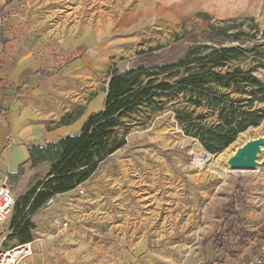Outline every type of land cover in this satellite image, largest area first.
Segmentation results:
<instances>
[{
    "label": "rangeland",
    "instance_id": "rangeland-1",
    "mask_svg": "<svg viewBox=\"0 0 264 264\" xmlns=\"http://www.w3.org/2000/svg\"><path fill=\"white\" fill-rule=\"evenodd\" d=\"M21 1L26 5L24 19L31 12L46 21V36L36 47L41 80L24 86V107L50 115L62 110L65 120L87 119L94 100L102 99L103 106L114 69L132 67L142 51L161 47L155 52H162L177 37L247 48L256 34L264 48V0ZM24 24L12 26L30 28ZM210 24H238L248 34L245 45L208 39ZM20 38L14 36L7 44ZM185 51L182 46L175 53ZM237 65H258L254 73L264 80V55L250 51L232 64ZM180 77L169 78L175 83L173 91L156 93L126 118L131 126L128 144L102 162L86 182L56 194L53 204L29 211L32 190L45 180L32 164L8 175L17 199L12 224L23 216V222L33 223L31 240L43 238L26 264H209L216 257L213 243L223 221L222 207L234 195L242 204L243 225L249 230L264 226V145L255 169L228 165L239 147L264 136V119L211 153L186 129L193 121L219 123L218 110L208 106L203 94L178 85ZM225 91L233 98L241 96L234 89ZM63 214L72 224L67 232L54 227ZM23 234L17 235L18 242H23ZM263 246L262 236L250 237L230 264H252Z\"/></svg>",
    "mask_w": 264,
    "mask_h": 264
},
{
    "label": "trees",
    "instance_id": "trees-1",
    "mask_svg": "<svg viewBox=\"0 0 264 264\" xmlns=\"http://www.w3.org/2000/svg\"><path fill=\"white\" fill-rule=\"evenodd\" d=\"M232 30H236L232 32ZM208 39L224 41L237 40L243 46L246 32L238 24L212 25L207 28ZM197 39V38H195ZM252 46H228L206 43L189 37L186 42L179 37L162 52L161 49L142 51L138 61L124 70L114 69L103 107L92 112L81 130L45 143L28 145L30 163L36 166L50 162L51 167L45 180L32 190L28 200V209L36 212L48 199L56 194L69 192L86 182L109 156L128 144L131 126L126 120L138 106L151 99L156 93L171 92L175 83L171 77L181 75L178 85L197 94H203L209 107L218 110L219 123L204 124L193 121L187 132L197 137L211 153H216L230 145L237 135L249 126H256L264 119V80L254 71L258 65L244 69L241 65L232 66L247 57L253 51L264 55V48L259 46L256 34H252ZM186 46V51L177 55L179 47ZM234 89L240 98H233L232 93L223 90ZM256 103L262 104L256 106ZM202 105L201 101L196 102ZM61 123H71L75 119ZM241 201L237 196L222 207L223 221L215 232L213 249L216 257L209 264L235 263L250 237L260 235L264 238V226L249 230L243 225ZM23 216L12 224L15 236L24 233L23 242L31 241L30 221ZM23 224L22 230L18 228ZM264 264V259H263Z\"/></svg>",
    "mask_w": 264,
    "mask_h": 264
},
{
    "label": "crops",
    "instance_id": "crops-1",
    "mask_svg": "<svg viewBox=\"0 0 264 264\" xmlns=\"http://www.w3.org/2000/svg\"><path fill=\"white\" fill-rule=\"evenodd\" d=\"M21 0H0V105L3 110V120L0 122V183L8 179L9 174L18 172L21 166L30 165L31 143L52 141L59 136L76 133L81 130L83 120L75 119L71 123H55L60 121L65 111L48 114L40 108L24 107L22 90L24 86H35L40 83V63L36 58V47L46 36L42 30L45 19L29 12L23 18L20 10ZM20 12L24 20L16 15ZM24 21L30 28L21 30L13 28L16 22ZM39 27V28H38ZM41 34L38 37L37 34ZM14 36L21 38L10 43ZM12 42V41H11ZM46 84V83H44ZM98 106L93 108V105ZM102 99L91 103L88 116L102 108ZM51 167L50 162H43L33 166L34 171H41L47 175ZM71 192V191H70ZM11 221V219H10ZM0 224V233L12 229V221ZM8 240L17 243L18 236H8Z\"/></svg>",
    "mask_w": 264,
    "mask_h": 264
},
{
    "label": "built area",
    "instance_id": "built-area-1",
    "mask_svg": "<svg viewBox=\"0 0 264 264\" xmlns=\"http://www.w3.org/2000/svg\"><path fill=\"white\" fill-rule=\"evenodd\" d=\"M25 4H20V10L23 11ZM16 15L20 16V12ZM3 120V110L0 105V122ZM56 196H52L46 201L44 205H51L55 202ZM17 204L16 196L9 186L7 180L0 183V224H6L10 221L12 212ZM59 232H67L72 224L68 214L61 215L54 224ZM12 229L4 230L0 233V264H26V259L33 255L38 241L43 238H35L27 242H17L7 244L9 242L8 236L12 233ZM264 259V246L261 252L253 260L252 264H263Z\"/></svg>",
    "mask_w": 264,
    "mask_h": 264
},
{
    "label": "water",
    "instance_id": "water-1",
    "mask_svg": "<svg viewBox=\"0 0 264 264\" xmlns=\"http://www.w3.org/2000/svg\"><path fill=\"white\" fill-rule=\"evenodd\" d=\"M264 137L246 142L239 147L228 159V165L235 170L255 169L258 165V155L262 151Z\"/></svg>",
    "mask_w": 264,
    "mask_h": 264
},
{
    "label": "bare ground",
    "instance_id": "bare-ground-1",
    "mask_svg": "<svg viewBox=\"0 0 264 264\" xmlns=\"http://www.w3.org/2000/svg\"><path fill=\"white\" fill-rule=\"evenodd\" d=\"M264 137V136H263Z\"/></svg>",
    "mask_w": 264,
    "mask_h": 264
}]
</instances>
